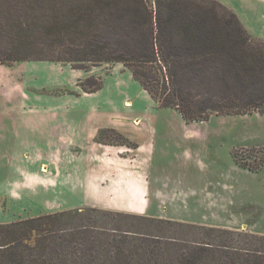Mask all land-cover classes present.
<instances>
[{"label": "trees", "instance_id": "16d2710c", "mask_svg": "<svg viewBox=\"0 0 264 264\" xmlns=\"http://www.w3.org/2000/svg\"><path fill=\"white\" fill-rule=\"evenodd\" d=\"M202 8L182 0H0V62H120L159 107L185 122L264 112V40L231 11L222 17ZM88 82L85 92L102 87ZM85 209L97 219L71 227L70 216ZM105 212L118 214L82 207L0 223V264H71L64 245L75 235L84 245L93 237L80 231L87 228L111 233L116 254L85 264H264V235L210 227L202 228L204 239L187 240L170 236L162 225L178 224L163 219L137 231L99 226ZM168 245L180 253L169 257Z\"/></svg>", "mask_w": 264, "mask_h": 264}, {"label": "rangeland", "instance_id": "374dc122", "mask_svg": "<svg viewBox=\"0 0 264 264\" xmlns=\"http://www.w3.org/2000/svg\"><path fill=\"white\" fill-rule=\"evenodd\" d=\"M182 1L192 6L203 7L202 9L207 12L209 10L216 12L222 17L227 16V12L231 11L240 21L232 8L218 0ZM240 23L242 24L241 21ZM242 26L247 31L243 24ZM6 46L7 43L1 45L3 49ZM30 63H51L55 65L54 69L67 70L70 86L56 85L53 88H48L50 89L48 91L41 86V90L38 91L33 85L32 77L29 79L25 77L28 70L22 68L28 67ZM10 65H18L20 68L17 72V80L14 83L18 82L15 87H20L21 95L26 94L28 97L37 96L38 93L60 95L67 92L85 95L88 92L83 91L81 85L85 84L90 87L93 82L89 83L88 79H93L96 82L101 81L102 87L98 90L99 92L109 88H112L115 92H121L120 96L113 93V99L110 102L106 97L112 90H105L106 94L103 92L94 97L93 102L94 104L97 101L99 102L100 110L104 115L110 112L106 111L110 109V103L111 105L115 104L117 119L125 121L128 130L134 128L125 118L135 114V112H128L127 109H134L141 113L144 110L143 113H149L148 124L154 126L151 132L153 145H155L158 152L165 151L169 154L166 156L167 158L163 155L159 158V160L165 159L159 164L161 174L157 176L159 178L157 181H160L159 187H162L160 191L163 193H156L150 197L152 199V210L148 212H118V214L105 212L106 217L102 220L103 222H99V226L137 231L141 227L146 228V226H149L150 222L155 226L156 221L154 220L163 219L178 224L176 226L162 225L170 236L187 240L204 239V236L200 235L204 231L202 228L208 229L210 227L233 233L264 235V112L254 110L246 115L230 116L212 114L206 121L185 122L176 110L159 107L141 85L133 79L131 72L120 62L100 64L85 62L75 65L61 61L26 60L15 61L10 64L0 62V70H4ZM10 76L1 75L0 95H5L9 88L13 86V83L10 84L11 80L9 81ZM129 82L133 86L132 92H129L131 88ZM124 83L128 84V87ZM142 97L144 103H142ZM37 105H39L38 107L43 106L41 103ZM140 114L132 117L131 121L137 127L141 126L143 122ZM39 127L41 132L44 133L46 127ZM110 130H101L95 141L105 145L121 146L114 150L119 156H128L129 159L137 158L140 153V149L137 148L139 144L128 140L116 130L112 129L114 132ZM131 132L130 134H132ZM116 134L121 135L123 138H118ZM124 139L129 141L127 145V141L125 142ZM0 141H5V143L0 144V161L2 160L0 166L4 165L0 171V223H10L46 213L74 210L78 206V208L87 207L80 205V202L87 201L89 197L82 198L79 202H73L72 204L65 202L66 199H78V197H70V195L72 196V190L69 187L74 186L73 184L79 181L81 182L82 174L70 176L71 173H75L72 172L74 169L70 161H74L75 155L81 156L82 152L87 151V147H71L70 144L65 143V139L64 141L58 139L54 155L51 158H46L48 156L45 150L42 149L41 154H39L40 151L33 148L37 146L34 142L32 144L22 142L19 145L3 139ZM123 142L125 144H122ZM185 147H190L192 150V166L183 159ZM98 148L100 152L108 151L101 145H98ZM31 149L39 151L36 156L45 160L41 164L32 166L21 164L22 168L37 170V178L29 177L28 173H24L22 169L20 176L28 177L26 179L28 186L21 187L18 194L14 193L9 187L12 177L7 169L6 162L9 161L10 155L15 158L17 154L23 153L26 158H30L34 154ZM61 152H68V154L70 152L74 157H69V154L67 157L69 162L60 163L57 154ZM186 157L188 158V155ZM194 165H197V167ZM198 170H205V172L200 173ZM47 174L49 177L46 178L45 175ZM182 174L183 176L180 178ZM40 175H42V178ZM15 176H17V173ZM66 176L67 178H65ZM166 177L168 179H165ZM103 182L104 179L102 178L99 181H89V184H87L90 185L91 191L94 189L93 187L99 186ZM39 185L43 186L41 190ZM48 185L53 187V194L50 193ZM171 186H175V188ZM35 187L39 190L36 191ZM65 189H69L71 193L66 192ZM99 196L101 195L99 194ZM96 216V213L85 209L80 215L76 213L70 216L74 219L70 225L71 227L82 225L89 227L93 223L92 219H97ZM140 216L145 218H138ZM86 218H90V220ZM80 231L92 234L93 237L88 236L90 240L82 242L84 245H80L79 242L74 241L77 240V235H75V238L70 241L71 245L69 247L64 245L67 251L64 256L68 263L85 264L93 259L92 255H97L99 257L98 263H100L102 260L106 261L108 255L116 254L111 245L113 242L111 233L97 234L95 231H90L89 228ZM112 235L114 234L112 233ZM115 235L114 238L120 236ZM94 240L96 242L93 243ZM185 246V244H180L179 247L168 245L174 252L177 250L172 247L183 250L187 248ZM104 247L108 250H104ZM172 253H169V257L179 254L180 251ZM94 261L98 260L94 259Z\"/></svg>", "mask_w": 264, "mask_h": 264}, {"label": "crops", "instance_id": "0c3cea01", "mask_svg": "<svg viewBox=\"0 0 264 264\" xmlns=\"http://www.w3.org/2000/svg\"><path fill=\"white\" fill-rule=\"evenodd\" d=\"M218 1L234 10L251 35L264 39V0ZM32 64L30 63L28 67L22 68L28 70L25 77L27 79L32 77L33 85L38 91L41 90V86L45 87L47 91L50 90L48 88H53L56 85L70 86L67 70L54 69L55 65L51 63ZM19 69L18 65H10L4 70H0V77L2 74L11 75L9 81L11 80L10 84L13 83V86L6 92L7 94L0 95V140L3 139L19 145L22 142H30L31 144L34 142L37 146L33 148H37L40 152L31 149L35 155L32 154L30 158H26L23 153L17 154L16 159L12 155L9 156V161L6 162L7 169L12 177L9 187L14 193L18 194L21 187L28 186L26 181L28 177L20 176L22 169L24 173H28L29 177L37 178V170L22 168L21 164L32 166L43 163L45 159H40L36 154L38 152L41 154L43 149L47 153L48 157L46 158H51L54 155L57 140L64 141L65 139V143L70 144L71 147H87V151L82 152L81 156L75 155L74 157L70 152V156L68 152L57 154L58 161L63 164L69 162L68 156L75 158L74 161H70L74 169L72 172H75L69 173L70 176L82 174L81 182L79 181L73 184L74 186L69 187L72 190V196L69 194L70 197H78V199H66L65 202L72 204L73 202H79L82 198L89 197L87 201H81L80 205L115 212H148L152 210V199L150 197L156 193H163L160 191L162 187H159L160 181H157L159 180L157 176L161 174L159 164L165 159L159 160V158L161 155L167 158L166 156L169 154L165 151L158 152L155 145H153L151 132L154 126L148 124L149 113H143L144 110L141 113L134 109H127L128 112H135V114L125 118L134 128L128 130V126L125 125L126 122L117 119L115 104L111 105L110 103V109L106 110L110 112L105 113V115L100 110L99 102L97 101L94 104V97L99 96L106 89L102 92L86 93L85 95L70 92L60 95L38 93L37 96L29 97L26 94L21 95L20 87H15L18 82L14 83L17 80L16 76ZM129 85L131 86L129 92H132V83L129 82ZM126 87H128V84ZM107 90H112L106 97L110 102L113 99V93L116 96L121 94V92H115L112 88ZM145 94L147 93L145 92ZM148 98L150 99V97ZM38 103L43 104V106L38 107ZM142 103H144L143 97ZM136 114H140L141 121H143L139 127L131 122L132 117ZM39 126L46 127L44 133L41 132ZM109 129L116 130L128 140L139 144L137 148L140 149V153L137 158L129 159L128 156H119L114 150L121 146L105 145L95 141L101 130ZM130 131H132V134H130ZM1 143H5V141H0ZM98 145L103 146L108 151L100 152ZM185 154L188 155V158ZM183 157L192 166V150L190 147L184 148ZM194 166L197 167V165ZM3 167L4 165L0 166V171ZM198 172L203 173L205 170H198ZM16 173L17 176L14 177ZM182 176L183 174L180 178ZM40 177L42 178V175ZM45 177H49L48 174ZM102 178L104 182L93 187L94 189L90 191L88 182L92 180L99 181ZM42 187L39 185L40 190ZM47 187L50 189V193L53 194V187L50 185ZM47 187L44 188L48 189ZM171 187L175 188V186ZM39 188L35 187L34 189L38 191ZM66 192L71 193L69 189Z\"/></svg>", "mask_w": 264, "mask_h": 264}, {"label": "bare ground", "instance_id": "6f19581e", "mask_svg": "<svg viewBox=\"0 0 264 264\" xmlns=\"http://www.w3.org/2000/svg\"><path fill=\"white\" fill-rule=\"evenodd\" d=\"M127 106V105H126Z\"/></svg>", "mask_w": 264, "mask_h": 264}]
</instances>
